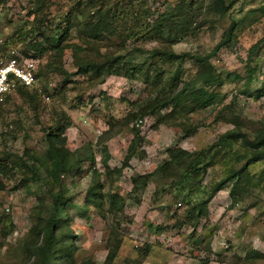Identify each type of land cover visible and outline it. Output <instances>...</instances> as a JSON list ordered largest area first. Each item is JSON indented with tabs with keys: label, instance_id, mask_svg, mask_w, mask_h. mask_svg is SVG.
I'll return each mask as SVG.
<instances>
[{
	"label": "rangeland",
	"instance_id": "1",
	"mask_svg": "<svg viewBox=\"0 0 264 264\" xmlns=\"http://www.w3.org/2000/svg\"><path fill=\"white\" fill-rule=\"evenodd\" d=\"M215 1L102 0L97 7L123 6L124 14L116 24L120 36L93 45L94 50H87L84 55L97 58L96 49L99 54L121 50L125 51L122 54L126 63L133 67L147 62L148 55L135 52L136 49L169 46L177 53L207 56L220 41L230 19L240 21L263 3L232 0L234 6L223 16ZM72 3L50 0L45 15L59 21ZM229 3L226 0L225 4ZM182 5L192 7L186 10L190 11L187 28L178 30L177 26L178 32L162 37L148 31L161 17L178 11ZM32 19L31 0H0V59L11 51L19 59L30 57L26 44L36 39L30 32ZM81 36L76 29L70 31L57 63L49 52L34 58L37 71H41L37 83L24 90L16 86L0 102V165L11 167L12 161L20 159L27 164V169L0 170V264H39L38 228L52 219H59L63 232L74 237L73 260L68 264H264V180L260 188L251 189L233 206L229 185L215 194L207 206V215L196 224L185 218L188 208L206 198L212 184L224 177L229 166L242 165L243 161L235 160L243 152L240 145H229L198 177L185 179V169L170 166L140 186L136 195L130 193L131 178L153 172L167 159L169 149L202 151L205 155L198 160L201 166L210 161H205V156L213 150L210 147L219 135L234 129L250 138L264 134V15L258 13L245 22L229 46L210 58L223 80L221 85L209 89L216 95L214 104L201 108L178 100L171 110L162 112L167 116L160 125L150 115L139 122L132 104L145 99L148 91L135 76H109L98 83L76 74L70 45L84 47L85 38ZM260 40L251 63L252 81L248 92L241 94L247 78L249 49ZM184 70L185 80L190 81L197 68L187 61ZM223 107L221 115L218 111ZM63 114L69 123L66 147L94 154L93 165L104 201L101 210L85 198L97 178L89 162L80 164L56 184L33 160L34 155L40 156L46 150L48 128ZM231 114L237 117V125L231 122ZM132 127L139 130L143 140L138 153L124 166ZM187 127L197 130L185 136ZM103 147L109 155V169L119 170L120 176L113 172L109 177L105 172ZM263 168L264 163H257L249 166V171L258 175ZM58 193L62 198L55 203ZM108 193L119 196L121 207L114 212L108 210ZM116 242L119 248L114 259L108 260ZM251 250L263 257L246 260Z\"/></svg>",
	"mask_w": 264,
	"mask_h": 264
},
{
	"label": "trees",
	"instance_id": "2",
	"mask_svg": "<svg viewBox=\"0 0 264 264\" xmlns=\"http://www.w3.org/2000/svg\"><path fill=\"white\" fill-rule=\"evenodd\" d=\"M50 0H31V14L33 15L31 30L36 39H32L27 42V51L32 53L29 58H36L46 52H49L54 62L61 60L65 47L62 45L70 31L76 29L80 31L81 37L85 38V46L82 47L78 44H71L70 48L73 53L74 66L76 68V74L87 76L91 79H96L98 83H103L109 76H135L145 85L148 91L147 97L142 101L134 102L132 105L136 116L139 118V122L148 115L155 117L156 125L164 124L167 115H162L164 110H171L172 106L178 101L192 102L197 107H207L214 104L216 101V95L209 91V89L219 86L223 83V80L218 74H216L213 66L210 64V58L215 55L220 49L229 46L235 32L245 22L255 17V15H264V0L263 3L255 10L249 13V16L236 21L230 19L227 29L224 31L220 41L214 46L211 53L207 56L191 55L189 53H177L171 47H156L151 50L143 51V49H136L135 52L142 53L147 56V62L138 66L128 65L123 57L125 51H117L114 53H98V57H87L84 53L87 50H94L93 45H97L101 42L108 41L111 36H120L116 24L117 19H122L124 14L123 6L118 7H97L102 4V0H71L73 3L70 6L63 18L59 21L55 19H49L45 13L49 10ZM226 0H216L215 5L220 14L226 16L230 13L232 0L228 5L225 4ZM192 7L182 5L178 11L167 13L161 17L155 25H153L148 31L157 36H164L165 34L171 35L172 32H178L183 28H187L185 24L189 22L190 11ZM81 18V19H80ZM64 26V27H62ZM120 38V37H119ZM171 40L170 37L168 38ZM171 42V41H170ZM262 40L255 43L248 52V58L246 63L247 78L244 83V89L241 94L248 92V87L252 81L253 69L251 63L254 54L258 51V48ZM87 44V45H86ZM24 51V54H28ZM24 59V58H21ZM187 61H191L196 66L197 71L194 77L189 81L185 80L184 76V64ZM168 67V68H167ZM41 71H36V76L39 80ZM65 75V74H64ZM20 89H30L32 87L19 86ZM6 97V96H5ZM4 97V98H5ZM4 100V99H3ZM223 107L220 109L221 114ZM222 115V114H221ZM221 115L219 118H221ZM172 117V114H169ZM231 122L235 125L238 124V119L234 114H231ZM223 119H225L223 117ZM111 124V123H109ZM68 118L65 114L56 119L48 128L45 135L46 150L40 156L34 155V162L39 164L45 169L46 175L53 182L58 184L61 178L74 171L78 166L84 162H89L93 168V174L98 176V171L94 168V154L92 151L87 150L84 153L81 150L71 151L66 147L67 137L65 135L66 128L68 127ZM197 129L194 127L184 128V135L188 136L194 133ZM131 134L133 135L131 142L127 148V154L124 159L123 165L126 166L128 161L138 153V148L142 144V137L140 132L135 127H132ZM238 144L243 149L240 155L235 156L236 162H242L240 167L229 166L224 177L218 182H215L210 187L206 198L191 205L185 218L187 221H191L192 225L207 215V206L216 193L223 190L230 185L229 197L231 204L236 205L241 202L251 189L260 188L261 183L264 180V168L258 175L251 174L249 166L257 163H264V134L250 138L246 133L239 129L227 131L218 136L217 141L210 147L213 149L207 156L210 161L205 162L203 165L198 164V160L205 154L202 151L189 152L180 147L172 148L167 151V159L151 173L143 175H135L131 178L132 189L131 192L134 195L138 192L140 186L146 185L150 178L160 172H165L170 166L181 167L184 170V178L191 179L192 177H198L204 174L206 168L210 166L221 153L225 152L229 145ZM105 156L102 160L105 172L110 175L114 172L120 176L119 170H110L107 162L109 155L106 147H103ZM144 153L142 152V155ZM12 166L8 164L0 165L1 171L13 172L15 168L27 169L25 161L20 159L19 162L12 161ZM29 171L33 173L30 168ZM78 171V170H77ZM31 179L30 176H28ZM27 178V176H26ZM199 183V181H197ZM99 178H95L93 184L88 187L86 192V201L92 202L96 205V208L101 210L103 208V198L100 190ZM62 198L61 194L54 196L55 203ZM108 202V210L111 212L116 211L121 207L119 205V196L117 193H108L106 198ZM62 222L58 220H47L39 225L38 233L40 234V244L38 242L36 254L38 256L39 264H68L73 260L74 244L73 236L64 233ZM66 241H69L68 243ZM118 242L111 247V251L108 260H113L115 253L118 250ZM255 257H263L261 253L254 250L249 251L246 254V260H252Z\"/></svg>",
	"mask_w": 264,
	"mask_h": 264
},
{
	"label": "built area",
	"instance_id": "3",
	"mask_svg": "<svg viewBox=\"0 0 264 264\" xmlns=\"http://www.w3.org/2000/svg\"><path fill=\"white\" fill-rule=\"evenodd\" d=\"M37 66L36 59H19L13 51L0 59V102L16 86L33 87L38 81Z\"/></svg>",
	"mask_w": 264,
	"mask_h": 264
}]
</instances>
